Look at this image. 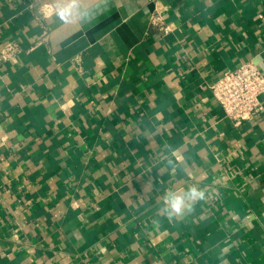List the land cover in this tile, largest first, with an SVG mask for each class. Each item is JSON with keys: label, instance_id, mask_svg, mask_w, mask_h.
<instances>
[{"label": "crops", "instance_id": "0c3cea01", "mask_svg": "<svg viewBox=\"0 0 264 264\" xmlns=\"http://www.w3.org/2000/svg\"><path fill=\"white\" fill-rule=\"evenodd\" d=\"M54 3L0 0V50L21 48L0 59V264H264V95L240 124L212 95L264 74V0H86L71 25Z\"/></svg>", "mask_w": 264, "mask_h": 264}, {"label": "built area", "instance_id": "2783aa9c", "mask_svg": "<svg viewBox=\"0 0 264 264\" xmlns=\"http://www.w3.org/2000/svg\"><path fill=\"white\" fill-rule=\"evenodd\" d=\"M49 4H42L38 10L44 16H52L45 11ZM151 23L158 26L165 34L170 32L160 15H154ZM21 48L15 42L5 44L0 50V59L12 60L20 53ZM212 95L225 115L240 124L253 120L263 111L261 96L264 95V74L251 61L240 64L234 70L224 73L212 87Z\"/></svg>", "mask_w": 264, "mask_h": 264}, {"label": "clouds", "instance_id": "9594fccd", "mask_svg": "<svg viewBox=\"0 0 264 264\" xmlns=\"http://www.w3.org/2000/svg\"><path fill=\"white\" fill-rule=\"evenodd\" d=\"M86 0H55V3L46 6L45 11L65 25L79 22L85 24L92 21L101 11V7L95 9L85 8ZM107 0H104V4ZM206 198V193L197 186L189 187L186 191L173 190L163 197L159 212L169 219L183 216L190 212L195 204Z\"/></svg>", "mask_w": 264, "mask_h": 264}]
</instances>
